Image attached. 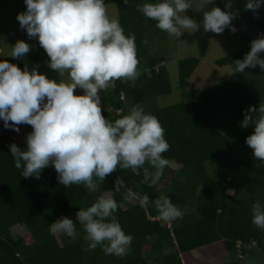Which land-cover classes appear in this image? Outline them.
Wrapping results in <instances>:
<instances>
[{"label":"trees","instance_id":"1","mask_svg":"<svg viewBox=\"0 0 264 264\" xmlns=\"http://www.w3.org/2000/svg\"><path fill=\"white\" fill-rule=\"evenodd\" d=\"M142 2L129 0L125 5L123 0H105L106 5L116 6L125 34L136 36L139 60L137 78L117 80L115 88L101 93L109 112L103 110V115L110 121L128 113L126 100L145 106L173 92L166 66L168 34L156 27L155 20L137 11ZM196 9L195 5L187 15L194 18ZM245 19L250 38L246 37L243 47L215 61V84L202 89L190 83L209 47L208 39H198V56L178 64V87L184 91V100L149 108L163 125L170 144L163 155L174 162L155 186L143 182V171L136 175L119 167L104 183L94 178L99 183L95 192L83 185L64 187L52 166L42 170L40 179H26L23 170L15 167L9 145L26 148V136L32 128L19 125L17 133L4 128L0 120V264H147V259L154 264H239V258L252 248L260 250L264 258V230L252 223L251 210L257 200L264 202V162L257 160L245 143L253 126H240L249 106L264 104V72L257 66L238 73L233 63L250 51L253 37L264 34V18L257 20L248 14ZM49 59L38 45L22 59L7 60L21 70L27 64L30 69L38 67L50 79L60 80L61 76L48 67ZM215 115L228 119L214 125ZM118 178L125 187L109 192ZM105 193L117 201L115 215L125 233L134 238L127 255H106L99 246L90 250L79 224L75 239L63 233L51 234V223L64 216L75 220L79 208L91 206ZM145 194L150 203L141 205L140 197ZM161 195L170 197L187 213L171 222L162 221L154 205ZM16 227L25 231L17 239L11 232Z\"/></svg>","mask_w":264,"mask_h":264},{"label":"clouds","instance_id":"2","mask_svg":"<svg viewBox=\"0 0 264 264\" xmlns=\"http://www.w3.org/2000/svg\"><path fill=\"white\" fill-rule=\"evenodd\" d=\"M129 0H123L127 5ZM26 10L16 19L29 39H37L50 58L48 67L61 77L48 78L25 64L23 70L8 60H0V120L6 129L20 132L19 125L32 128L26 136V148L9 145L14 165L22 169L24 178L40 179L42 170L52 166L64 187L83 185L90 192L117 170L143 171V182L157 185L165 168L174 162L163 154L170 149L160 120L145 108L133 105L127 114L115 121L103 115L102 96L115 88L117 80L138 77L136 36L125 34L118 18L111 17L105 0H24ZM196 0H143L137 11L156 21V27L180 38L184 33L222 34L225 29L237 32L233 21V0L225 10L212 7L215 0H203V19L198 23L187 15ZM264 0H246L245 11L258 12ZM147 39L144 43L147 44ZM32 45L17 40L10 57L22 59ZM264 34L252 38L250 51L234 63V71L245 72L257 66L264 72ZM81 89V95L75 94ZM253 114H256L255 116ZM253 126L245 143L253 156L264 162V104L245 110L241 128ZM154 169V171H150ZM98 178L99 183L97 182ZM125 185L115 181L119 192ZM141 205L150 203L149 196L140 197ZM159 218L171 222L183 217L181 209L170 197L161 195L154 201ZM118 203L112 195H100L91 206L79 208L75 220L67 216L50 224V232L75 239L77 224L83 227L90 250L102 247L106 255L124 257L131 250L133 236L126 234L115 213ZM252 223L264 230V202L252 205Z\"/></svg>","mask_w":264,"mask_h":264},{"label":"rangeland","instance_id":"3","mask_svg":"<svg viewBox=\"0 0 264 264\" xmlns=\"http://www.w3.org/2000/svg\"><path fill=\"white\" fill-rule=\"evenodd\" d=\"M228 0H215V4H209L205 10H211L212 7H220L225 10V4ZM246 0H233V8L231 10H238L239 14L237 18L232 22L237 28V32H227V29L222 34H216L212 32H204L203 28L195 33H184L180 38H176L168 35L169 41H167L168 61L166 63L173 88V92L168 97L158 98L155 101H148L143 106L146 112H149L153 107H167L173 104L182 102L185 98L184 91L178 87V64L182 59L198 56L197 41L198 39L205 38L209 41V47L206 56L201 59V63L193 76L190 79V83L193 86L205 89L217 82L216 71L213 64L216 60L225 57L234 52L239 47H243L246 37H249L247 20L245 19L248 14H251L255 19L261 20L264 18V7L253 13L251 10L245 11L244 5ZM196 16L194 18L199 23L203 19V11H200L201 6H204L203 0H197L196 4ZM108 14L111 17L118 18L117 8L115 5H106ZM26 10L24 0H0V60L9 59L11 47L14 46L17 40H24L26 43L32 45L35 48L39 45L37 39H29L26 31L22 30L19 26V22L16 19L17 14ZM250 38V37H249ZM31 48V49H32ZM215 74H214V73ZM61 79H67V73ZM75 94L81 95L82 90L77 89ZM127 104V111L133 106L129 100L125 101ZM102 109L106 110V99L102 98ZM150 110V111H151ZM109 113V112H108ZM225 115H215L212 118L214 125L222 124L227 120ZM183 215L187 213L185 209L181 210ZM14 238H19L25 234L23 228L16 227L11 229ZM234 259L231 254V259ZM147 259V257H146ZM239 264H264L263 254L257 248H252L250 253L239 258ZM147 264H154L152 259H147Z\"/></svg>","mask_w":264,"mask_h":264}]
</instances>
